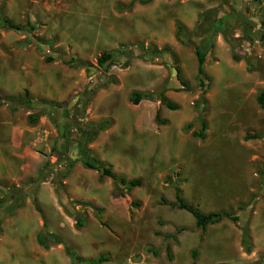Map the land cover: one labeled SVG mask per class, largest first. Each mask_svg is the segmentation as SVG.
I'll list each match as a JSON object with an SVG mask.
<instances>
[{
    "label": "rangeland",
    "instance_id": "1",
    "mask_svg": "<svg viewBox=\"0 0 264 264\" xmlns=\"http://www.w3.org/2000/svg\"><path fill=\"white\" fill-rule=\"evenodd\" d=\"M131 1L0 0V14L26 28L0 29V93L26 89L33 99L14 111L0 105V264L50 255V264H69L63 244L85 258L107 255L101 264H264V138L245 139L264 124L255 99L264 89V0ZM207 12L226 15L227 28L215 37L203 91L193 46L180 44L175 31L177 22L193 29ZM207 23L193 45L201 44ZM104 51L114 54L107 69L96 64ZM71 59L91 65L71 66ZM161 90L177 109L157 99L129 101L133 91L156 97ZM201 99L204 137L193 135ZM104 119L110 125L87 144L89 155L141 178L124 197L113 198L112 180L79 161L81 131ZM68 158L77 161L63 176ZM242 169L250 174L235 173ZM175 187L202 212L226 210L239 221L222 219L201 231L190 213L162 203L174 201ZM39 231L62 244L43 249ZM170 234L174 240L164 237Z\"/></svg>",
    "mask_w": 264,
    "mask_h": 264
},
{
    "label": "trees",
    "instance_id": "2",
    "mask_svg": "<svg viewBox=\"0 0 264 264\" xmlns=\"http://www.w3.org/2000/svg\"><path fill=\"white\" fill-rule=\"evenodd\" d=\"M134 1V0H133ZM133 1L130 2L128 6H130ZM150 0H139L140 3H147ZM257 2H260V0H254ZM212 12L207 13H201L199 15L198 20L195 23V26L191 30H187L180 22L176 23V31H175V39L182 45L185 46H193L194 49V55L196 59V75L195 80L197 84L203 88V91L206 89L209 78L205 75L204 67L207 64H210L213 62V59H209L208 56L211 54L214 48V40L216 35L219 32H222L227 28L226 15H221L218 17H213V14H210ZM209 15V16H206ZM205 18L207 23L206 31L203 35V40L201 41V44L199 46L193 45L191 42V38L193 36L197 35V31L201 28L202 20ZM261 30L259 32L258 40L261 42V44L264 47V18L261 20ZM0 29H12V30H25L26 28L14 23L9 18L3 16L0 14ZM28 29H34V26H29ZM163 50H166V46L162 48ZM128 51L130 50L127 49ZM113 52L112 51H104L101 54H99L96 57V64L100 67H104L105 69L109 68L113 62ZM234 57V56H232ZM235 58V57H234ZM67 64L73 66H82V65H91L87 62L78 60V59H71L66 61ZM123 65H126V62H124ZM175 76L176 79L179 81V83L182 85V87H187V84L181 79L179 69H175ZM155 100L157 99L160 101L161 104H163L166 108L174 110L178 108V104L169 100L164 95V90H161L157 93L156 97L152 93L149 92H140V91H133L131 92L129 96V101L132 104H137L141 100ZM256 102L259 105L261 109L264 110V89L259 91L255 96ZM87 99L84 100V103H86ZM33 102L32 97L29 95L26 89L23 90L22 95L17 96H5L0 93V105L4 103H8L9 109L11 111H14L17 106H30ZM204 104L205 101L201 99V102L198 103L197 109H196V116L195 120L198 122L199 127L196 132H193V135L204 137V130L206 128V121L204 119ZM29 120L31 122H35L37 119L36 114H30L28 116ZM155 121H159V112L156 111L154 116ZM160 123H164V121H160ZM92 126V128L88 131H81V138L77 144L78 150L82 153L81 158H79V161L83 168L85 169H92L95 170L98 174L99 178L102 177H108L112 180L113 187L111 196L113 198H119L124 197L128 192L135 187H139L142 183L140 177H134V178H126L123 175L115 173L111 166L104 163L100 159L90 156L89 155V149L87 147V144L91 142L94 137L97 135V133L101 130L106 129L110 125L109 119H104L101 121H98L93 124H89ZM264 138V124L262 126L261 134L253 133V134H246L245 139L248 138ZM75 161H77L76 158H68L65 167L63 168V176L66 175L69 169L72 168ZM262 174L263 180H264V167L263 170L260 171ZM255 196H251L250 200L253 201ZM162 203H167L171 207L183 209L190 213L194 219L195 226L198 227L201 231L205 229L207 225H213L218 222H220L222 219H228L234 223H237L239 221V215L230 211L221 210V211H208V212H202L199 210L195 205H192L190 203H187L184 201V199L181 196V191L178 187L174 188V201L173 202H167L164 198H162ZM130 205L133 207L139 206V203L135 200H130ZM81 221L78 219L76 222V226H80ZM44 226V223H43ZM241 230V242L243 243V246L246 250L249 249V237L247 235V228L246 224H242L239 226ZM184 227H180L176 229V233L184 230ZM166 239L171 238L175 239L174 234L170 235H164ZM35 241L36 243L42 247L43 249H48L51 245H57L62 244L61 239L54 235L53 233H46L44 231H39L35 235ZM166 252H169V246L166 245L165 248ZM63 251L67 258L69 259L70 264H101L102 262H105L108 260V256L101 254L96 256L95 258H85L81 255H78L71 247H69L66 244H63ZM152 253L156 254V250L149 249ZM193 255H195V251L193 250Z\"/></svg>",
    "mask_w": 264,
    "mask_h": 264
},
{
    "label": "crops",
    "instance_id": "3",
    "mask_svg": "<svg viewBox=\"0 0 264 264\" xmlns=\"http://www.w3.org/2000/svg\"><path fill=\"white\" fill-rule=\"evenodd\" d=\"M243 172H244V173H249V174H250V171H249L248 169H247V170H246V169H244V170H243V169H242V170H238V171H236L235 173H243ZM248 188H249L250 190L253 189V188H251V187H249V186H248ZM252 196H253V195H252ZM50 256H51V255H50ZM50 256H48V257H47V256L43 257V258H42L43 260H41L42 263H40L41 261L39 262V261L37 260V258H35V259L32 260V264H48V263L50 264V262H52V261L49 260ZM56 257H58V259H59L61 262L64 261V258H62L61 254H60L59 252L56 253ZM63 257H64V256H63ZM60 258H62V259H60ZM44 260H45V261H44ZM67 260H68V262H69V259H67ZM69 264H70V263H69Z\"/></svg>",
    "mask_w": 264,
    "mask_h": 264
}]
</instances>
